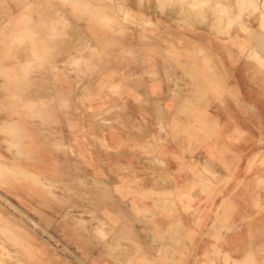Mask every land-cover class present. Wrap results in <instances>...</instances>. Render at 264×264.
Listing matches in <instances>:
<instances>
[{"label":"rangeland","instance_id":"374dc122","mask_svg":"<svg viewBox=\"0 0 264 264\" xmlns=\"http://www.w3.org/2000/svg\"><path fill=\"white\" fill-rule=\"evenodd\" d=\"M0 60L15 68L0 69V264H161L144 244V97L164 103L165 141L264 150V0H0ZM180 188L186 229L212 220L207 197L264 193Z\"/></svg>","mask_w":264,"mask_h":264},{"label":"crops","instance_id":"0c3cea01","mask_svg":"<svg viewBox=\"0 0 264 264\" xmlns=\"http://www.w3.org/2000/svg\"><path fill=\"white\" fill-rule=\"evenodd\" d=\"M0 69L15 68L6 67L0 60ZM163 106L158 99L144 97V171L156 176L144 175V201L153 203L144 217L154 219L152 225H144V244L154 250L157 258L166 250L161 264H264V193L261 191L207 197V213L212 220L187 229L178 224L183 216L191 214L181 213L180 187L225 186L228 191L230 186L264 185V165L260 160L264 150L257 141L260 136H252L251 147L238 142L231 149L225 145L227 133L216 136L219 141L194 142L186 139L196 137L175 131L165 141V133L159 128L164 122V114L160 116ZM253 106L259 109L260 104L254 102ZM165 170L172 171L167 182L172 191V198L167 199L172 203L168 209L164 205ZM164 219L172 225L162 224ZM29 244L30 250L36 248L31 238ZM48 249L44 247L45 251ZM42 261L39 264H52L48 258Z\"/></svg>","mask_w":264,"mask_h":264}]
</instances>
